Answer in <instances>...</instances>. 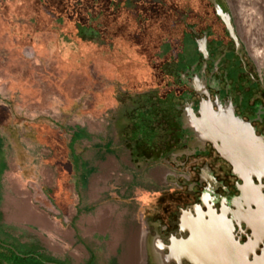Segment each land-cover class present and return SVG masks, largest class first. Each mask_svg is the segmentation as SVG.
Wrapping results in <instances>:
<instances>
[{"label": "crops", "instance_id": "0c3cea01", "mask_svg": "<svg viewBox=\"0 0 264 264\" xmlns=\"http://www.w3.org/2000/svg\"><path fill=\"white\" fill-rule=\"evenodd\" d=\"M31 2L36 29L11 28V0H0V264L186 259L176 256L184 239L169 220L176 170L126 128V112L153 101L130 89L138 64L116 58L97 35L78 33L70 13L53 25L63 8L45 0L52 12L41 13ZM114 80L137 101L115 118L119 141L100 114L122 96L93 87Z\"/></svg>", "mask_w": 264, "mask_h": 264}, {"label": "flooded vegetation", "instance_id": "af4514ba", "mask_svg": "<svg viewBox=\"0 0 264 264\" xmlns=\"http://www.w3.org/2000/svg\"><path fill=\"white\" fill-rule=\"evenodd\" d=\"M215 1L229 13L237 44L208 0H169L172 8H182L179 22L171 10L167 35L178 45L168 48L160 63L156 51L149 62L136 61L138 79L130 89L153 101L128 110L126 128L143 139L145 149L166 155L176 170L169 220L192 241L181 243L185 252L176 254L195 257L196 263L170 264H264V175L233 167L186 124L185 108L198 116L199 102L208 100L214 110L231 105L264 138V78L251 66L231 11L223 0ZM197 40L205 53L198 51ZM159 85H165L163 93ZM157 127L164 133L160 141L154 140Z\"/></svg>", "mask_w": 264, "mask_h": 264}, {"label": "rangeland", "instance_id": "374dc122", "mask_svg": "<svg viewBox=\"0 0 264 264\" xmlns=\"http://www.w3.org/2000/svg\"><path fill=\"white\" fill-rule=\"evenodd\" d=\"M7 2L8 0H2ZM32 0H11L10 13L8 20L11 22V28L27 25V29H36L30 18L32 10ZM16 2V3H15ZM38 10L42 13L52 12V9L46 6L45 0H36ZM48 5L55 10H60L58 15L52 16V24L55 25L61 19V15L70 13L73 17L75 28L78 33L86 34L85 28H81L78 22L87 23L88 16L90 18V26L87 29L90 31L88 35H97V39H101L104 43L111 46V50L116 58L121 60L131 59L133 61L149 62V56L157 54V60L160 63L163 58V53L167 50V45L162 40L167 37L170 31L171 10L174 11V18L179 22L182 16V8H172L169 0H47ZM66 2V3H65ZM223 3L231 11L235 22L238 34L244 43L249 60L257 75L264 78V0H223ZM97 6L95 7V5ZM14 7H18L14 9ZM95 8V9H94ZM28 13H24V10ZM97 10H101L99 20ZM1 13V10H0ZM54 13V12H53ZM1 16V15H0ZM94 16V17H92ZM27 23V24H26ZM69 25H67V28ZM82 45H86L84 38L79 39ZM160 43H162L160 45ZM17 47V46H16ZM126 52V54L124 53ZM27 54H31V50H26ZM157 70L156 66L151 67ZM159 74V71H156ZM155 75V74H154ZM121 84L126 83V78L121 80ZM115 83V84H114ZM114 83L103 86L96 83L93 87L110 88V94H121V101H113L111 105L105 107V111L101 112L100 120H105L107 130L111 131V140L119 141L118 123L116 119L120 113L124 112V103L127 108L134 106L137 101H134V95L129 96L123 94L119 90V80H114ZM160 92L163 93L166 89L165 85H159ZM124 99L126 101L124 102ZM134 104V105H133ZM141 106L145 108L147 105L136 103L134 107ZM103 116V117H102ZM105 116V118H104ZM99 119V118H97ZM98 133L97 136H99ZM162 128L157 127L155 133V141H160ZM134 149L129 154H134ZM0 152V172L4 168V163ZM42 261L56 262L42 256Z\"/></svg>", "mask_w": 264, "mask_h": 264}, {"label": "water", "instance_id": "95a60500", "mask_svg": "<svg viewBox=\"0 0 264 264\" xmlns=\"http://www.w3.org/2000/svg\"><path fill=\"white\" fill-rule=\"evenodd\" d=\"M208 1L212 4L214 13L223 22L228 35L237 44L229 13L223 10L215 0ZM197 46L199 52L205 53L201 40H197ZM185 110L189 114L186 116V124L199 141L211 142L220 155L226 158L233 167L242 166L246 168L245 172L247 173L259 172L264 175V138L254 133V129L248 121L235 115L231 105H217V109L214 110L212 102L205 100L198 104L196 110L198 116H194L189 107H186ZM184 242L189 244L192 241L189 237V240L187 242L184 240ZM183 246L182 249H184ZM178 256H183V254H178ZM186 260L196 263L195 257H186ZM174 262H179V260L176 259Z\"/></svg>", "mask_w": 264, "mask_h": 264}, {"label": "trees", "instance_id": "16d2710c", "mask_svg": "<svg viewBox=\"0 0 264 264\" xmlns=\"http://www.w3.org/2000/svg\"><path fill=\"white\" fill-rule=\"evenodd\" d=\"M95 2H96V0H95ZM66 3V2H65ZM97 6V4L95 5V7ZM95 9V8H94ZM97 15H98V18L96 19V21L97 20H99V16H100V13H101V10H97ZM92 17H94V16H92ZM90 18H91V16H88V22L87 23H83V22H78V24H79V26L81 27V28H85V33L86 34H89L90 33V31L87 29V27L88 26H90V24L89 23H91L90 22ZM162 40H165L164 42H163V44L165 43L166 45H167V49L168 48H176L177 47V45H178V42H177V38H175V39H171V38H169L168 36L167 37H164ZM162 43H160V45H161ZM42 264H46V263H44L43 261H42Z\"/></svg>", "mask_w": 264, "mask_h": 264}, {"label": "bare ground", "instance_id": "6f19581e", "mask_svg": "<svg viewBox=\"0 0 264 264\" xmlns=\"http://www.w3.org/2000/svg\"><path fill=\"white\" fill-rule=\"evenodd\" d=\"M187 213V212H186ZM183 220V219H182ZM181 220V221H182ZM184 244H180L179 246H177L176 248H175V251H176V253H183V252H185V248L184 249H182L181 247L183 246ZM182 250H181V249ZM166 250V249H165Z\"/></svg>", "mask_w": 264, "mask_h": 264}]
</instances>
